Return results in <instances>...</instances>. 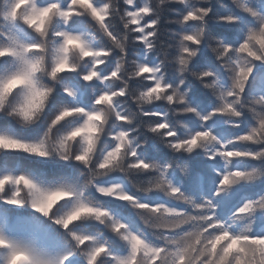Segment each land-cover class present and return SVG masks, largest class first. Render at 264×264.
Returning a JSON list of instances; mask_svg holds the SVG:
<instances>
[{"label":"snow or ice","instance_id":"1","mask_svg":"<svg viewBox=\"0 0 264 264\" xmlns=\"http://www.w3.org/2000/svg\"><path fill=\"white\" fill-rule=\"evenodd\" d=\"M17 2L18 0H0V114L4 118H10L0 121L4 125L0 127V137L15 141L19 146L11 149L0 147V153L27 154L26 158L31 159V166L0 169V181H4L0 187V241H4L0 244V249L5 250L4 264H10L12 257L18 253L24 257L20 264H44L41 260L44 255L50 257L46 264H104L106 259L111 264H128L135 259L136 264H139L141 253L145 249L154 253L151 264H162L169 248L173 246L176 264H180L185 237L197 225L186 224L178 228L151 225L146 214L164 207H175L178 214L190 213L193 217L209 213L205 216L206 223L200 222V231L207 228L209 232L221 234L227 229L231 233L215 251L209 250L210 258L206 260V264H238L237 257L247 261L246 252L242 253L238 247L229 251L230 241L237 236L254 238L245 241L244 246L264 255V250L254 243L255 239H264V209L249 213L245 207L247 199L264 193V190L244 195L231 203L227 200L233 192L229 191L230 177L222 171L215 173L212 188L214 195L226 207V210L221 209L224 218L233 224L240 219L250 220L239 232L233 231L227 223H215L218 216L211 215L213 200L205 201L208 205L206 209L181 202L179 197L183 195L184 189L203 192L202 183L198 188L193 187L180 177L183 189L179 185L173 186L172 181L168 180L170 190L166 194L161 191L169 172L166 168H160L157 182V173L148 166V161L174 159L173 153L183 154L184 145L193 142L184 130H180L181 139H177L176 130L172 129L164 114L163 110L167 105L163 102L153 104L148 111L139 112L140 119L152 122L155 127L146 134V147H138L136 154L131 157L132 161L139 159L144 164V183L154 187L151 194H155V197L139 195L136 191L138 186L129 188L127 197L123 191L119 196L109 194V185L117 184L122 179L119 172L109 175L107 173L110 170L106 169L103 177L94 183L93 177L85 178L86 170L95 169L107 153L119 152L123 146V138L135 133L132 121L114 116V123L103 133L101 147L94 159L90 160L80 152L70 154L68 149L69 143L81 142V137L74 135L78 129L81 132L85 128L95 130L92 120L101 115L98 110L103 107L97 101L103 99V93L111 88V81L118 79L120 75H113L119 65L118 57L135 69L132 85L161 87L156 77L162 76L167 70L166 58L169 55L177 56L180 63L184 64L185 57H191L199 50V55L192 61V67L198 71L214 68L217 80L235 78L238 84L243 76L257 89L264 88V58H248L243 65L237 64L239 75L235 67L224 65L202 42V25L205 23V20L199 18L203 15L202 8L190 7L189 0H174L172 4L179 5L172 9L175 15L169 17V25L174 27L163 31L160 24L153 23L157 13H149L140 23L114 24L107 17L106 8L105 15L100 14L106 0H88L87 7L78 0H27L14 13ZM196 4L202 5L203 0H196ZM143 5L147 7L148 0H143ZM140 6L141 0H129L127 3L122 0L121 10L125 15L131 16ZM241 10L246 11L247 6H242ZM193 13H196L195 17ZM31 16L39 17L40 23L30 20ZM209 16L217 25L227 29L223 34H218L225 39L220 40L219 47L213 48L212 52L219 54L222 49L231 45L229 55L235 53L242 56L239 49L244 47L243 42L248 40L251 43L256 38V32L251 28L246 30L241 27L240 18L231 13L219 16L209 13ZM129 28L131 34L126 35ZM97 33L99 39L105 42L103 45L94 46ZM212 34L214 33L210 29L209 35ZM157 36L163 47L154 43ZM74 40L79 46L72 43ZM74 53L83 58L84 66L60 70L59 61L65 58L70 60ZM93 73L97 75H92ZM21 75L27 76V80L17 82L12 90L5 91L8 82ZM101 78L105 81L103 84ZM202 79L212 80L213 76L203 71ZM181 81V77L168 71L167 79L163 82L178 84ZM41 84L49 89L56 85V88L50 94L46 110L39 119L34 120L33 114L26 112L25 108L33 92ZM239 86L244 87L243 84ZM115 94L118 97L116 103L124 116L129 111H136L134 104L120 103L127 99V93L123 89H117ZM191 100L204 110L201 119L190 112L182 117L191 126L193 135L209 131L210 126L217 129L225 125L224 115L217 110L218 101L204 88L194 90L193 87ZM11 122L28 130L27 134L18 131ZM229 122L232 126L224 135L231 138L234 144L241 143L239 138L246 132L251 122L250 117H234ZM156 133L162 134L163 139L170 142L169 148L173 152L169 156L160 155L161 137ZM82 139L86 141L88 137ZM194 154L200 153L195 151ZM218 159V156L207 157L211 168ZM240 159L250 161L248 157ZM49 161L61 163L62 170L53 172L44 168L43 165ZM129 166L139 167V164L130 163ZM172 175L178 173L173 171ZM25 192L32 194L31 199L24 198ZM56 193H62L64 198L58 197V203L45 201V197ZM89 198L93 206L112 211L114 218L109 227L101 222L104 217H82L71 225L67 224L65 217L74 209L85 206ZM121 201L125 203L118 204ZM25 208L31 209L32 214L15 218L10 215L13 209L19 211ZM60 209L66 210L62 216L57 214ZM128 209L132 211L129 212ZM258 221L261 222L259 227ZM225 251H228V255L221 262L219 258ZM197 264L200 262L197 261Z\"/></svg>","mask_w":264,"mask_h":264},{"label":"clouds","instance_id":"2","mask_svg":"<svg viewBox=\"0 0 264 264\" xmlns=\"http://www.w3.org/2000/svg\"><path fill=\"white\" fill-rule=\"evenodd\" d=\"M27 0H18L15 9V13ZM78 2L84 6H88V0H78ZM129 2V0H124ZM174 0H148V6L143 5L141 0L140 8L136 9L135 14L131 16L125 15V12L121 10L122 0H106L105 7L100 9L101 16L105 15V8L107 9V17L111 18L114 24H129V23H140L145 19L149 13H157V16L153 23H158L162 26V22L169 24V18H165L164 13L167 7L171 5ZM232 7L228 4L221 3L220 7L225 9L224 13H217L216 15H222L231 13L234 16L239 17V24L241 27L253 29L256 32V38L253 42L245 40L243 42L244 47L239 49L242 56H238L233 53L229 55L231 45L222 49L219 54L212 52L213 48H218V42L224 40L225 37L218 34L209 35L210 31V20L215 21L209 16V13H213L215 4L213 0H203V4H196V0H189L190 7L202 8L203 15L199 18L205 20L202 25L204 35L202 42L208 48V51L212 55L217 56L218 59L222 60L224 65L235 67L237 75H239V69L236 67L237 64L243 65L244 60L260 59L264 58V0H230ZM247 6L246 11H242V6ZM196 16V13H193ZM247 17V20L245 19ZM30 20L35 21L37 24L40 23V18L37 16L29 17ZM91 30V29H90ZM131 34L129 28L126 35ZM73 44L78 43L74 40ZM105 42L99 39L97 33V40L94 42L95 45H103ZM157 46L160 45V37L157 36L154 42ZM83 50V49H82ZM91 54V53H89ZM199 55V50L195 51L191 57H185L186 63L181 64L180 60L175 55H169L166 58L167 70L162 73V76L156 77L161 87L155 86H144V85H132L131 79L134 78L135 69L124 59L117 58L119 65L113 72V75L120 73L119 78L111 81V88L103 93V99L97 101V103L103 104V107L98 111L101 115L92 120V124L95 125V130L85 128L82 132L78 129L75 136L81 137L80 143H69L68 149L70 154L80 152L85 154L90 160L94 159L98 150L101 147V141L103 140V133H106L109 127L114 123L113 117L117 119L124 118L132 121L135 126V133L131 136H126L121 141L122 147L119 152L107 153L100 164L95 169H89L85 172V178L93 177V183L97 179H101L105 174L112 172H119L122 179L117 184L109 185V194L119 196L121 191L124 192L127 197L128 189L136 187V191L141 196H150L154 187L144 183V177L142 172L144 170V164L137 161H132L131 157L136 154L138 147H146L148 143L147 133H150L155 125L150 121H144L140 119L139 112L148 111L151 106L157 102H163L167 107L163 110L165 116L168 118V122L172 129L177 132V139H181L179 136L180 130H184L192 138V143L184 145V153H173L174 159L166 161L152 160L148 161V166L156 171V181L159 180V169L166 168L169 172L164 184L161 186V191L165 194L169 189L168 180L172 181L173 186L179 185L180 189H183V184L180 181V177H183L184 181L190 182L193 179V169L188 157H191L195 151H199L204 157H219L214 167L211 168L213 173L222 171L230 177L229 191H233L236 187L242 184H256L264 183V88L257 89L251 86V82L245 79L243 76L240 77L239 84H243L241 88L236 82L235 78H231L225 81L223 78L217 80V73L214 68H207L206 70L209 75L213 76L212 80H203V71H198L192 67V61L195 56ZM71 60V62H70ZM61 59L58 63L60 70H72L76 67H83L84 60L79 55L74 53L72 57ZM67 66V68L65 67ZM168 71L174 72L177 77H181L182 81L178 84H172V82L164 83L167 79ZM92 75H97L93 73ZM246 75V74H245ZM148 79V77H144ZM27 80V76L21 75L13 80L9 81L6 85L5 91L13 89L17 82H23ZM105 81L101 78V83ZM188 85L187 87L185 85ZM199 84L201 88H204L218 101V111H220L225 117V125L231 127L232 124L229 122L234 117L243 118L245 116L250 117V124L246 132L239 138L241 143L234 144L228 136L217 132L215 127H209L207 132H197L195 135L190 131L191 126L186 120H183L184 115L191 113L197 119H201L204 110L201 106L195 104L191 100V94L193 85ZM209 85H216L215 87H209ZM56 85H52L51 89L44 87L41 84L30 97L28 104L26 105L25 111L33 114L34 120L39 119L40 115L46 110L48 100L51 92H54ZM123 89L127 93V99L120 101L121 104H127L130 102L136 106V111H129L126 116L120 112L119 106L116 101V90ZM11 111V110H10ZM23 126V125H22ZM161 137L162 145L169 151L173 152L172 148H169V141L163 139L162 134L156 133ZM82 137H88L86 141ZM18 143L9 140L5 137H0V147L4 148H16ZM241 157H248L250 161H241ZM110 161V163L108 162ZM130 163H138L139 167H130ZM175 171L178 175H172ZM197 177H203V173L197 172ZM4 181H0V187L3 186ZM214 183V178L211 179V184ZM147 189V190H145ZM11 194V193H9ZM24 198L26 200L31 199V193L25 192ZM64 198L62 193H56L51 197H45L46 202L56 201L57 198ZM181 202L188 206L198 207L200 209H206L208 205L205 203L207 200L214 201V207L211 215L218 216L215 221L216 224L227 223L231 226L233 231L239 232L240 229L245 227L250 220L240 219L235 224L230 220H226L222 215L221 209L222 204L219 199L214 195L213 188L210 187L208 190L203 192L199 190L188 191L183 190V195L179 197ZM246 211L251 213L259 209H264V193H258L253 195L251 198L246 200ZM65 209H60L58 215H63ZM197 215L196 217L191 216L190 213L178 214L175 207H164L152 210L146 214L147 219L151 225L159 227H170L178 228L186 224H194L197 227L186 235L185 241L182 244L183 254L180 256V264H206V260L209 259V250L215 251L221 243L228 239L231 233L225 229L221 234L216 232H209L207 228L204 231H200L199 224L201 221H205V216ZM82 217H90L92 219H98L104 217L101 222L105 227H109L111 221L114 218V214L110 209L100 208L99 206H93L90 198L86 200L85 206L74 209L65 220L67 224L71 225L74 221L81 219ZM255 227V223L253 224ZM254 238L248 236H237L230 241L231 248L238 247L242 253L247 254V261L237 257L238 264H264V255H260L255 250L247 249L244 244L245 241L253 240ZM4 241H0V244ZM255 245H258L261 250H264V239H255ZM102 250V249H101ZM154 253L149 252L145 249L140 256L139 264H151V258ZM228 255V251H225L220 256L222 262ZM5 250L0 249V264H4ZM24 259L22 254H16L12 257L10 264H20V261ZM50 259L47 255L41 256L42 262H46ZM104 264H111L110 260H105ZM128 264H136L135 259L130 260ZM162 264H176L175 259V246L169 248L168 255L162 260Z\"/></svg>","mask_w":264,"mask_h":264},{"label":"trees","instance_id":"3","mask_svg":"<svg viewBox=\"0 0 264 264\" xmlns=\"http://www.w3.org/2000/svg\"><path fill=\"white\" fill-rule=\"evenodd\" d=\"M214 4L216 5L213 13H211L212 16L216 15L217 13H224L225 9L220 7L221 3L228 4L229 7H232L230 0H213ZM179 5L171 4L167 7V10L164 13L165 18H169L171 16L175 15V12L172 11V9L178 8ZM247 19V17H245ZM174 27V25L165 24L162 22V31L163 29ZM210 29L213 31L214 34H223L227 31L226 28L219 26L216 24L215 21L210 20L209 24ZM210 55V53H209ZM194 90H200V85L194 84L193 85ZM5 119L10 118H4L2 114H0V121H3ZM14 127L17 128L18 131L24 132L27 134L26 129L21 128L19 125H16L15 122H11ZM4 126L2 123H0V127ZM229 127L224 125L221 127H218L216 130L217 132L224 134L228 132ZM161 149V156L167 157L170 155V152L163 146L160 145ZM199 152V151H198ZM200 153V152H199ZM27 154H15V153H0V169H3L5 167L12 168L16 166H31V159L26 158ZM192 169H193V179L190 182H187L188 184L192 185L193 187H199L202 183V186L204 190H208L210 187H212L211 179L214 177L215 173L211 171L210 162L207 161V158L200 154H193L192 158L190 159ZM217 164L218 162H214ZM44 168L53 171V172H59L62 170L61 163H57L55 161H49L47 164L43 165ZM197 172L203 173V180L201 181V177H197L195 174ZM264 190V183H256V184H242L236 187L232 194L227 197V200L231 203H235L236 200H239L240 197L247 195V194H254L257 191ZM98 195V194H97ZM153 197H155V194H150ZM161 196L163 194H160ZM125 202H118V204H123ZM230 206V204L228 205ZM222 210H226V207L222 205ZM129 212H131V209H128ZM32 214V210L25 208L22 210H12L10 215L15 218L18 216H29ZM261 222L258 221L257 227H259Z\"/></svg>","mask_w":264,"mask_h":264}]
</instances>
